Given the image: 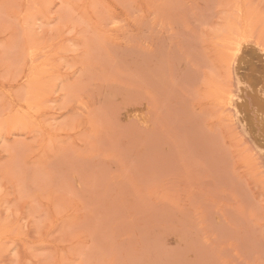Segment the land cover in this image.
Instances as JSON below:
<instances>
[{
    "label": "rangeland",
    "instance_id": "374dc122",
    "mask_svg": "<svg viewBox=\"0 0 264 264\" xmlns=\"http://www.w3.org/2000/svg\"><path fill=\"white\" fill-rule=\"evenodd\" d=\"M247 39L264 0H0V264H264Z\"/></svg>",
    "mask_w": 264,
    "mask_h": 264
},
{
    "label": "bare ground",
    "instance_id": "6f19581e",
    "mask_svg": "<svg viewBox=\"0 0 264 264\" xmlns=\"http://www.w3.org/2000/svg\"><path fill=\"white\" fill-rule=\"evenodd\" d=\"M241 44H242V46H241V49L238 52V55L236 57L235 69H234L240 76V77L238 76L237 79L238 80L241 79V85L239 88L238 95L235 97L233 107H235V111L237 110L238 115L241 117V119H242L241 121H242L248 135L250 136V138L258 146L260 145V147H261L264 145V51L258 44H256L251 39H247L244 42H242ZM185 63H188V62H185ZM189 63L191 64V62H189ZM178 64H179V62H178ZM170 66H172V65L170 64ZM191 67H193V66H191ZM158 68L159 67H157V69ZM188 68H189V66L186 69H188ZM167 69H165V70H167ZM192 70H194V69H192ZM153 72H155V71H153ZM158 72H160V71L158 70ZM165 72L167 73L168 71H165ZM165 72H163V74H165L164 76L168 75V73L166 74ZM176 73L174 74L175 77H177ZM172 74L170 72L169 76H171ZM183 74H184V72H183ZM169 76H167V77H169ZM236 76H237V74H236ZM156 77H157V75H155L154 78L156 79ZM182 79H185V78L183 77ZM159 80H160V78H159ZM189 80H190V77H189ZM163 81H164V78H163ZM181 81H183V80H181ZM237 85H238V83H237ZM236 91H237V89H236ZM150 106H152V105H150V103L146 102L145 100L143 102H139V103H135V104H126L120 110L121 111L120 112L121 118H122V120H125V121L130 120V119H135L139 123L147 125L151 121L150 120V115H151L150 110L153 109V108L150 109L151 108ZM152 112H154V111H152ZM153 117L151 116V119H153Z\"/></svg>",
    "mask_w": 264,
    "mask_h": 264
}]
</instances>
